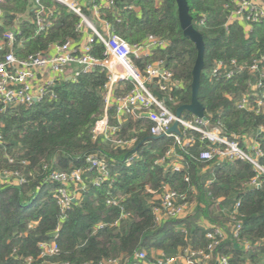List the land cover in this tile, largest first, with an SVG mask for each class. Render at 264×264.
<instances>
[{
    "label": "trees",
    "instance_id": "obj_1",
    "mask_svg": "<svg viewBox=\"0 0 264 264\" xmlns=\"http://www.w3.org/2000/svg\"><path fill=\"white\" fill-rule=\"evenodd\" d=\"M106 1H112L113 6H102L99 15L109 24L113 35L131 45L141 44L149 36L169 42L165 51H153L151 57L138 61L137 66L144 71L148 64L162 62L179 87L163 92L156 90L155 95L173 113L189 105L198 52L183 34L176 1ZM101 2L105 0H92V4ZM188 4L193 26L205 43V68L198 99L205 108L209 125L220 124L223 134L239 138L244 149L249 147L247 139H250L264 152V113L240 110L236 104L248 94L249 83H255L258 75L244 72L232 80L208 75L217 61L250 64L264 55V20L252 25L247 32L239 21L228 25L236 11L234 0H188ZM42 5L52 13L53 23L47 32L35 36L36 6L30 0L0 3L4 15L0 22V41L3 34L15 26L26 39L23 47L16 49L19 58L48 52L52 45L83 40L84 34L78 31L81 19L76 14L52 0H43ZM84 13L96 21L98 27L102 26L92 12L84 8ZM91 48L93 56L100 60L105 58L104 47L97 38ZM107 80L106 70L98 68L81 75L76 82L64 81L57 86L56 100L46 99L27 108L4 109L0 104V177L18 174L25 178L22 183L10 180L0 185V264H24L28 258H32L34 264H41L39 243L54 238L63 217L52 198L56 186L48 183L49 175L54 170L86 169L84 154L91 149L97 153L85 131L91 118L104 112ZM132 88L133 84L127 81L117 95L128 93ZM110 114L113 115V111ZM184 117L192 118V115L185 112ZM153 126L149 120L134 123L130 118L114 138L126 140L135 130L136 145L129 151L107 153L110 176L114 180L113 195L123 198V208L131 216L121 220L119 227H112L121 219V212L119 208L106 206L109 183L100 188L90 184L61 223L57 239L60 253L52 262L99 264L104 260L124 259L126 264H131L135 254L144 251L149 256V264H155L152 257L157 251L176 256L187 247L198 250L206 246L205 223L226 227L229 218L224 210L233 211L236 203H241L239 213L243 221L240 241L264 243V177L258 187H251L256 174L249 164L242 161L201 163L197 159L207 144L201 142L199 135L194 134V146L180 149L172 138L152 139ZM170 149L182 159L185 169L181 173H173L168 164L157 163ZM127 154H136L139 160L127 164ZM261 163L264 166V157ZM96 176V172H91V178ZM166 187L185 195L194 205L189 217L156 222L154 209L158 202L150 191L159 194ZM101 222L107 225L97 230ZM31 223L36 224L35 229L30 238H24L23 233ZM238 241L230 237L217 252L233 256V264H241L247 258L259 264L264 257V246L255 247L249 255L237 245ZM15 251L17 256H14Z\"/></svg>",
    "mask_w": 264,
    "mask_h": 264
},
{
    "label": "built area",
    "instance_id": "obj_2",
    "mask_svg": "<svg viewBox=\"0 0 264 264\" xmlns=\"http://www.w3.org/2000/svg\"><path fill=\"white\" fill-rule=\"evenodd\" d=\"M3 0H0V3ZM35 6V36L48 31L52 26V13L48 12L42 5L43 0H30ZM68 8L76 14L81 23L78 31L84 34L80 42L68 41L61 45H52L49 52L28 55L19 58L16 49L22 48L26 39L22 38V31L18 26L6 31L3 40L0 41V104L4 109L7 107H31L46 99L53 101L58 98L56 88L64 81L71 79L76 82L83 74H89L98 68L107 72V83L104 86L105 109L102 114L94 115L85 133L90 138L94 149L84 154L86 169H74L71 171L54 170L49 175L48 183L56 186L52 192V198L60 209L63 217L59 227L54 233L52 240L39 243L41 264H70L52 262L51 259L60 253L57 239L61 223L74 205L81 199L82 194L87 191L91 184L100 188L109 183L110 189L106 198L107 207L120 209L121 219L113 223L112 227H119L120 221L128 219L131 215L126 213L122 202L123 198L113 195L112 185L114 180L110 176V162L107 153L117 151H129L137 141L138 135L135 130L130 133L128 139H116L115 136L121 131L127 121L132 118L134 123L140 119L149 120L154 124L151 129V138H172L180 149L192 147L196 143L194 134L200 136L202 143H206V148L201 151L198 161L201 163H223L225 161H242L249 164L255 172V177L251 181V187H258L261 178L264 177V166L261 159L264 152L257 142H253L248 148L241 147L239 138H229L225 136L218 126H211L208 120L192 116L180 118L176 116L156 95L155 91H167L179 87L173 81V75L164 69L162 62L150 63L144 71L137 66L138 61H146L156 50L165 51L169 42L160 38L149 36L141 44L131 45L122 38L113 35L108 23L100 19V8H111L112 1L92 4L88 0H52ZM236 11L230 20L235 18L245 25V30L250 32L251 26L264 20V0H234ZM84 8L92 12L94 19L102 24L101 29H96L89 18L84 13ZM4 15L0 9V22ZM20 23V22H18ZM248 28V29H247ZM20 38V39H19ZM97 38L104 47V59L100 60L93 56L91 44ZM19 39V40H18ZM244 72L250 75H258L255 83H249L248 94L243 95L237 106L240 110H247L256 114L264 113V55L255 58L250 64H238L233 60L230 63L217 61L208 73L210 77H222L225 80H232L237 74ZM130 81L133 88L128 93L117 95L118 90L124 88L125 82ZM169 99H172L170 97ZM113 111V115L110 112ZM177 123L179 134L170 133L172 126ZM0 144L2 137L0 135ZM139 157L126 155L125 162L131 164L138 161ZM161 165H169L173 173H181L185 167L181 157L175 153L174 149L168 150L164 157L158 162ZM45 170L48 169L46 165ZM91 172H96V177L91 178ZM10 180L22 183L24 177L18 174L9 176L3 174L0 177V185L10 182ZM185 180L188 182L189 178ZM154 195V200L158 206L154 209L156 222L165 223L170 220H183L189 217L194 210V205L190 204L185 195L165 188L164 191ZM241 203H236L233 211L224 210L229 218L226 227L213 226L205 223L206 246L194 250L190 247L183 249L176 256H167L162 251L153 253L155 264H233V256L221 255L217 251L220 246L230 237L239 240L237 245L250 255L257 246H264L258 242L252 244L248 240L240 241V234L243 228L242 216L239 213ZM107 224L99 223L97 230H102ZM36 224L31 223L24 238H30L31 232ZM183 232L186 233L185 229ZM22 236V235H21ZM262 243V244H261ZM17 256V252H14ZM147 252H137L131 264H149ZM32 258L25 260L24 264H34ZM124 259H110L101 261L99 264H126ZM92 264V263H86ZM241 264H253L247 258ZM259 264H264V257Z\"/></svg>",
    "mask_w": 264,
    "mask_h": 264
},
{
    "label": "water",
    "instance_id": "obj_3",
    "mask_svg": "<svg viewBox=\"0 0 264 264\" xmlns=\"http://www.w3.org/2000/svg\"><path fill=\"white\" fill-rule=\"evenodd\" d=\"M92 0H88L91 2ZM178 7V18L184 36L189 39L197 49V59L193 69V81L191 85L192 98L189 105H183L176 110V116L180 118L183 113L187 112L194 117L207 120L205 108L199 101V91L201 88V76L205 68V43L203 36L194 28L193 18L189 12L188 0H175ZM68 81H71L69 79ZM170 133L179 134L178 124L175 123L169 131Z\"/></svg>",
    "mask_w": 264,
    "mask_h": 264
},
{
    "label": "crops",
    "instance_id": "obj_4",
    "mask_svg": "<svg viewBox=\"0 0 264 264\" xmlns=\"http://www.w3.org/2000/svg\"><path fill=\"white\" fill-rule=\"evenodd\" d=\"M237 19H235V18H233V19H231L230 20V24H232V23H234L235 21H236ZM245 26V25H244ZM102 28V26L101 27H99V29H101ZM248 29V28H247ZM49 52V51H48ZM250 140V139H249ZM248 139H247V145L248 146H250L251 144H252V142H250Z\"/></svg>",
    "mask_w": 264,
    "mask_h": 264
},
{
    "label": "bare ground",
    "instance_id": "obj_5",
    "mask_svg": "<svg viewBox=\"0 0 264 264\" xmlns=\"http://www.w3.org/2000/svg\"><path fill=\"white\" fill-rule=\"evenodd\" d=\"M91 20V19H90ZM91 23L94 25V27L96 28V29H99V27H98V25H97V22L96 21H94V20H91Z\"/></svg>",
    "mask_w": 264,
    "mask_h": 264
}]
</instances>
